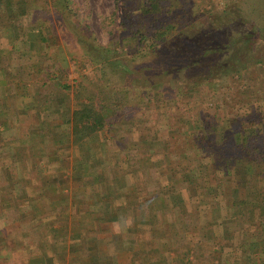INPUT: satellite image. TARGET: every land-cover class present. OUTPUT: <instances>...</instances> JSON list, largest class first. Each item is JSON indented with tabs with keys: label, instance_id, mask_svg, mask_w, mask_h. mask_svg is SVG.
I'll return each mask as SVG.
<instances>
[{
	"label": "trees",
	"instance_id": "16d2710c",
	"mask_svg": "<svg viewBox=\"0 0 264 264\" xmlns=\"http://www.w3.org/2000/svg\"><path fill=\"white\" fill-rule=\"evenodd\" d=\"M38 1L41 0H0V36L8 39L14 51L18 50L15 41L29 40V34L35 32L38 38H46L41 21H34L36 29L35 26L29 30L22 28ZM115 2L116 11L118 7L122 9L118 29L124 38L117 36L115 11L109 18V30L105 27L110 39L108 46L86 44L85 36L79 39L82 49L93 62L105 59L106 54L115 52L117 46L123 50L128 43L134 45L130 49V61L145 64L144 70H150L152 77L157 78L152 85L155 102L170 100L169 103L179 104L181 94L178 90L161 87L158 78H168L182 70H195L198 65L203 66L207 76L193 80V95L200 98L206 90L203 88L206 83L213 90L208 97L219 98L213 103L211 119L214 123L205 119L194 120L186 128L185 146L177 152L173 153L170 148L171 139L165 142L167 165L164 174L169 171V180H172L167 192L172 200L179 201L176 208L184 219L187 236L192 238L201 234L209 242L227 238L224 241H230V249L235 247L236 250L233 255L223 258L224 264H264V21L252 24L250 20L231 18V22L221 26L212 20L213 24L196 33L197 29L193 30L185 22L188 0ZM50 5L63 18L78 17L70 0H52ZM85 30L96 42L89 26L86 25ZM210 61L216 63L213 67L222 61L218 72L211 70ZM148 63L150 67H147ZM253 70L258 71L254 74ZM225 77L233 88L229 90L225 86L221 89L220 85L216 90L214 87ZM57 88L68 90L70 86L61 85L59 79ZM74 91L77 104L67 121L75 145L83 139L87 144L93 140L88 138L92 134L110 133L112 128L120 126L112 117H117L121 105L115 108L117 101L112 94L103 92L96 96L80 85L75 86ZM132 124L133 121L123 123L134 127ZM154 127L151 129L154 130L151 145L161 141L156 135V123ZM154 151L152 147L142 152L144 158L148 154L152 156L156 153ZM88 159V164L86 161L80 163L75 171L87 173L91 165ZM91 162L94 161L91 159ZM105 166L107 164H102V169ZM170 203L172 206L173 201ZM174 210H170L171 215ZM201 219L205 221L202 227L199 226ZM190 244L184 259L192 264L188 260L189 251H193L197 244Z\"/></svg>",
	"mask_w": 264,
	"mask_h": 264
},
{
	"label": "crops",
	"instance_id": "0c3cea01",
	"mask_svg": "<svg viewBox=\"0 0 264 264\" xmlns=\"http://www.w3.org/2000/svg\"><path fill=\"white\" fill-rule=\"evenodd\" d=\"M28 38L14 51L0 36V264H182L191 242L179 201L106 163L103 133L74 144L52 40ZM88 157L89 171H75Z\"/></svg>",
	"mask_w": 264,
	"mask_h": 264
},
{
	"label": "rangeland",
	"instance_id": "374dc122",
	"mask_svg": "<svg viewBox=\"0 0 264 264\" xmlns=\"http://www.w3.org/2000/svg\"><path fill=\"white\" fill-rule=\"evenodd\" d=\"M70 1L72 7L78 11V17L66 16V18H63L52 9L50 5L52 0H41L37 2V7L33 10L32 15L22 23V28L29 30L35 26L34 20L37 17L42 19L41 25L45 33V40H52L51 45L53 48L51 50L53 57L50 60L55 62L57 68L54 69V62H52V65L46 66L47 69L43 71L49 73V70H57V78L53 80L57 82L60 79L61 85L67 84L70 86L68 90H59V96L63 95L60 102L68 106V108H75L77 104L74 91L77 85H80L87 92L93 91L96 96L102 95L103 92L105 95L108 93L112 94L117 101L115 108L121 105L117 111V117H112L114 121L120 123V126L112 128L113 130L110 133L99 135L100 143L97 144L103 146L106 163L112 164L119 170L133 171L136 182L140 184L145 183L142 180L146 177L147 182L149 178L152 180L149 184L151 187L154 186L161 189L169 186L172 182L171 179L169 180V171L167 175L164 174L167 165L164 160V155L167 154V150L164 149L166 148L165 142L171 139L170 143L172 146L170 148L173 149V153L177 152L185 146L186 128L194 120L204 121L205 119L210 124L214 123L211 119L213 103H216L219 98L210 99L208 97L210 92L213 91L211 87L209 88L203 81L205 83L203 88L206 87L203 95L200 98L193 95V80L195 78L198 80L206 78L207 71L203 70L202 65H198V68L195 69L196 71L193 69L191 71L182 70L172 74V82L169 79L171 78L170 76L164 79L158 78L161 87L163 86L166 89L170 86L178 90L181 94L179 98L181 103H169L170 100L155 102L152 95V85H155L154 82L157 81V78H155V81L151 71L147 72L144 70L146 67L143 65L145 64L142 65L140 62L134 63L130 61L132 57L130 49L134 45L125 43L123 50L117 46L115 52L106 54L105 59L95 60L94 62L81 47V41L79 40L81 36L82 38L85 36L84 42L86 44L90 42L92 46L94 44H99L100 46H108L110 44V39L105 31L109 30L111 24L109 18L116 11L115 0ZM263 7L264 0H188L185 22L193 30L197 29L196 33L206 29L205 26L213 24L212 20L221 26H225L228 21L231 22V18H238L241 21L246 19L252 21V24H260L264 21ZM116 12L115 28L118 29L122 18L121 7H118ZM86 25L91 29L92 37L95 38L96 42L88 37V32L85 30ZM213 27L216 26L213 25ZM186 29L188 30V28ZM117 36L124 38V34L119 29ZM45 50L44 45L39 50L43 59L49 53V51ZM212 61H210L211 70L218 72L222 61L215 67H213V64L216 65V63ZM149 64L147 67H150ZM257 71L253 70L252 72L256 74ZM219 86L221 89L225 86H228L229 90L233 88L227 77L222 78L221 82L214 88L217 90ZM161 87L160 89L162 90ZM145 90H147V93H145ZM221 91L223 92L224 90ZM221 91L219 90L218 92ZM186 95L189 98H184ZM167 102L169 103L168 106L166 105ZM130 121H133L134 124L132 125L134 127L123 125L124 122ZM154 123H156L157 128L156 135L161 141H156V143L154 142L151 145L150 138L154 134V130L151 131V129L155 128ZM152 147L156 153H153L152 156L148 154L144 158L142 152L150 150ZM122 153L127 154L125 168L121 166ZM98 161L102 160L98 158ZM104 175L106 179L107 176L109 177V173ZM180 220L182 222L184 220L181 214ZM201 220L199 222L200 227L205 224V221ZM5 221H0V227L3 223L7 224ZM1 229H3V226ZM202 237L201 234H198L189 238L191 243L197 244L193 251H189L188 260L192 264H224L223 258L233 255L236 250L235 247L230 249L231 242L224 241L227 240L225 237L223 239L220 237V239L217 238V240L214 239L210 242ZM8 239L6 244H9L8 241L11 244V239ZM183 260H179V263L189 264L186 260L184 262Z\"/></svg>",
	"mask_w": 264,
	"mask_h": 264
}]
</instances>
